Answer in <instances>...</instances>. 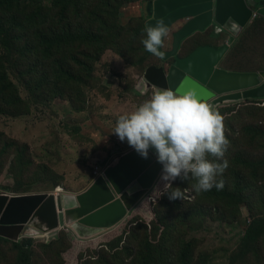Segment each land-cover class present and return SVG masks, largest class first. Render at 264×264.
<instances>
[{
  "label": "rangeland",
  "instance_id": "rangeland-1",
  "mask_svg": "<svg viewBox=\"0 0 264 264\" xmlns=\"http://www.w3.org/2000/svg\"><path fill=\"white\" fill-rule=\"evenodd\" d=\"M150 5L138 2L124 6L119 11V23L125 26L132 21L136 28L140 19L151 17L150 12L147 13ZM242 33L220 65L241 72L264 70V26L251 30L247 35ZM206 36L208 39L203 35L195 36L200 42L196 38L189 39L197 43L194 45L185 41L179 56H187L192 46L199 43L209 41L216 46L228 38L223 34L218 38V32L214 30ZM213 36L216 39H212ZM145 38L146 35L141 41ZM135 46L138 50L126 60L127 63L111 50L104 52L94 64L91 81L75 89L76 100L69 90L64 93L76 101L71 104L61 96L60 84L50 75L47 86L40 87L41 78L46 73L38 67L35 69V60L31 56L22 55L26 52L24 45L12 47L14 49L9 53L0 48V56L6 58L3 67L8 76L5 79L12 86L9 93L21 99V102L1 106L6 114L0 113V192L8 196L6 204L10 199L25 195L51 193L56 187H60L64 195L75 196L90 185V175L95 167L101 170L105 164L112 166L125 155H118L122 142L119 139L115 141V134H112L115 122L121 115L130 114L131 107L135 105L137 108L139 103L144 102L139 100L140 97H133L131 90L139 86V78L148 66L161 65L158 56H144L145 48L139 49V42ZM171 48L172 41L166 39L164 51ZM170 61L163 64L164 69ZM67 81L68 86L74 89L72 81ZM149 97L150 94L144 99ZM215 106L224 117L229 145L223 159L211 156L208 159L216 163L228 161L227 169L216 180H222L223 186L243 190L239 210H234L230 203L207 199V191L197 193L196 180L192 178L172 182V187L181 188L182 194L186 191L185 196L194 194L193 198L186 197L187 200L194 199L192 202L181 199V208L172 207L166 195L172 189L163 190L160 174L141 202L131 206L127 216L114 226L90 232L74 228L73 234L65 230L63 224L55 231L32 239V264H47L44 254L48 246H54L59 251L57 259L56 251L48 247L52 264H57L58 260L64 264H101L99 254L110 250L109 244L115 240L119 243L117 251L128 247L127 243L136 248L137 242L129 241L132 235L142 237L152 247L163 240L169 251L167 255L173 254L175 261L177 247L192 241L195 245L194 264H198L199 255L208 257L205 264H241L240 259L232 261L231 256L238 252L237 245L252 217L264 220V191H256L260 184L254 185L251 169H248L264 162V109H252L236 95L226 96ZM256 131L261 134L254 140ZM24 146L27 153L23 150ZM112 155L117 159H113ZM258 179L264 180V169L259 170ZM162 191L166 194L161 195ZM192 212L193 216H189ZM186 214L187 219L183 220ZM28 229L39 230L33 225H29ZM93 259L97 261L91 262ZM0 263L11 262L5 257ZM245 264H264V239L259 243L258 256L249 254Z\"/></svg>",
  "mask_w": 264,
  "mask_h": 264
},
{
  "label": "trees",
  "instance_id": "trees-1",
  "mask_svg": "<svg viewBox=\"0 0 264 264\" xmlns=\"http://www.w3.org/2000/svg\"><path fill=\"white\" fill-rule=\"evenodd\" d=\"M153 1L156 0H0V48L5 53H9L14 49L12 47L24 45L26 52L22 55L31 56L35 60V69L38 67L42 73H46L41 78L40 87L47 86L50 75L60 84L61 96L67 98L70 104L76 103L75 89L91 81L94 64L99 61L104 52L111 50L127 63L126 60H129L138 50L135 46L138 42L140 43L139 49L143 50L141 38L145 35V22L148 18L140 19L136 28L132 25V21L123 26L119 23V11L129 4L138 2L147 4ZM84 11H86L85 15H83ZM260 26H264V18L258 16L245 28L242 35H247L248 32ZM198 46L202 45L198 44L194 49ZM146 55L149 57L153 54L145 50L144 56ZM5 59L0 56V113L3 114L6 113L1 106H8L16 101L21 102L17 95L9 93L12 86L5 79V76H8L3 67ZM67 80L72 81L74 89L68 86L69 81ZM68 90L75 95V100H72L70 95H64ZM133 90H131L132 93ZM240 101L251 105L250 107L254 110L264 109V99ZM76 111L81 110L76 109ZM260 134V131H256L254 140ZM23 150L27 153L26 146ZM233 168L240 169L241 167L234 166ZM248 169H251L250 174L255 180L254 185L260 184L256 191L263 192L264 180L258 179V172L264 169V162L254 164ZM57 191L61 193L60 188H57ZM242 192L243 190L239 188L234 190L227 185L221 189L213 187L206 192L205 196L207 199L220 203H230L237 211L241 205ZM171 205L180 208L183 206L179 200H171ZM189 216H193V212ZM186 217L187 214L183 220H186ZM168 228L170 227L165 229ZM7 233L8 237L18 236L17 229H10ZM262 239H264V220L253 216L245 235L237 245L238 252L231 256V260L238 258L241 264H245L249 254L257 257L259 243ZM129 241L137 242L136 248L127 243L128 247L117 251L115 249L119 248V243L115 240L109 244L110 250L99 254L98 260L101 264H121L124 261H127L126 264H194L195 245L192 241L184 242L177 247L176 261L172 259L173 254L167 255L169 251L163 245V240L154 247L146 244L142 237L135 235H132ZM48 247H53L52 250L56 251L58 259V249L54 246ZM48 247L44 256L46 263L52 264ZM10 254L12 257H9ZM5 257L11 262L10 264H32L34 258L32 240L23 238L14 242L0 236V260ZM207 260L206 255L197 257L198 264H205ZM90 261H97V259ZM57 264L63 263L58 260Z\"/></svg>",
  "mask_w": 264,
  "mask_h": 264
},
{
  "label": "water",
  "instance_id": "water-1",
  "mask_svg": "<svg viewBox=\"0 0 264 264\" xmlns=\"http://www.w3.org/2000/svg\"><path fill=\"white\" fill-rule=\"evenodd\" d=\"M149 12L151 18L145 22V27L163 20L170 31L174 24H180L171 34V50L160 48L164 53L161 65L148 67L142 77L153 93L158 88L180 94L192 91L198 99L214 106L226 96L264 99V71L230 72L220 65L253 18H264V0H156L151 3ZM180 21L184 22L177 23ZM210 28L218 32V38L222 34L228 36L224 44L200 46L185 57L179 56L185 39L195 34L204 35ZM167 61L170 64L164 69ZM160 171L162 165L157 162L154 150L144 159L133 149L76 196L72 208L63 210L61 197H53V194L25 195L10 199L8 204V196L0 195V236L13 238L7 236V231L14 228H19L18 232L25 230L24 234L38 233L28 229L29 225L49 230L70 220L87 228L112 227L125 217L135 199L150 190Z\"/></svg>",
  "mask_w": 264,
  "mask_h": 264
},
{
  "label": "clouds",
  "instance_id": "clouds-1",
  "mask_svg": "<svg viewBox=\"0 0 264 264\" xmlns=\"http://www.w3.org/2000/svg\"><path fill=\"white\" fill-rule=\"evenodd\" d=\"M148 12L149 10H147V13ZM257 17L258 16H255L253 20ZM150 18L151 17H148V20ZM144 32L146 38L143 39L141 43L145 50L158 56L159 60H161L160 58L164 56V53L160 51V48L163 47V40L164 38L166 40L169 33L172 34L173 31L169 32V27L165 25L163 20H159L155 23V26H146ZM198 35L203 34H195L192 37ZM186 40H188V38L183 41L182 45ZM197 40L200 42L199 39ZM199 47L200 46L197 48ZM191 52H188L187 55ZM222 66L223 65H221V67ZM142 77L143 75L139 80H142ZM215 107L216 106L210 103L198 99L196 94L192 91L180 94L178 91H173L172 89L158 88L149 99L138 105L133 112L121 115L115 122L112 134H115L121 142L126 141L127 144L144 159L149 157V152L151 150H154L157 162L162 165V172L160 171L158 176L161 174L160 180L163 184V190L172 189L170 194H166L162 191L161 195L166 194L169 200L183 199L187 202H192L194 199L187 200L186 197L189 195L193 198L194 194L188 193L185 196L184 194L186 191H183L184 194H182L181 188L172 187L173 181L177 179L182 181H187L189 178L195 179V191L197 193L201 191H210L213 187L217 189L223 188V181L217 182L216 177L224 173L228 167V161L223 160V163H216L208 159L209 156L217 160L223 159L229 145V141L225 136L224 117ZM111 157L117 159L113 155ZM112 166L105 164L101 170L95 167L92 171V175H90V185L96 178L102 175L108 167ZM90 185L83 192H85ZM57 188L60 187H56L51 193L37 194H53V197L60 196L62 208L64 210L65 207L72 208L74 202H76V196L83 193L81 192L75 196H67L64 195L61 188V193H59ZM148 191L149 190L141 197L139 196L135 199L132 202V206L138 205ZM0 195L6 194L0 192ZM66 202L69 204H66ZM128 212L129 210L126 211L125 217ZM64 226L65 230L71 231L72 233L74 228L86 232L99 230L98 228L79 226L76 224L75 220H70L69 223H66ZM59 227L48 230L41 226L42 229L40 230L42 231L37 230L38 233L31 234H24L25 230L20 229L18 236L9 239L14 242H18L23 238L32 240L43 234L55 231ZM20 232H23V235H20Z\"/></svg>",
  "mask_w": 264,
  "mask_h": 264
},
{
  "label": "crops",
  "instance_id": "crops-1",
  "mask_svg": "<svg viewBox=\"0 0 264 264\" xmlns=\"http://www.w3.org/2000/svg\"><path fill=\"white\" fill-rule=\"evenodd\" d=\"M178 27H180V24H179V25H176V26H175L170 32L176 30ZM170 34H171V33H169V35L167 36V38H166L167 40H170ZM206 38H207V37H206ZM207 39H208V38H207ZM202 45H203V46H206V45H211V46H213V44H212L211 42H209V41L206 42L205 44L202 43ZM150 66L156 67V65H154V64H152V65H150ZM222 68L225 69V70H227V71H231V72H241V71H239V70H230V69H228L227 67H225L224 65L222 66ZM137 88H138V89H137ZM148 94H150V96H151V94H153V92L147 87V84H146L145 82H143L142 80H140V81H139V86L137 87V85H136V88L134 87V90H133V97H135V95H138L137 97H140L139 100H141V101H145L144 96H146V95H148ZM142 103H143V102L139 103V105L142 104ZM135 109H136V107H135V105H134L133 107H131L130 111L133 112ZM114 138H115V141L118 139V137H117L116 135L114 136ZM114 146H115V142H114ZM119 149L121 150V152H120V153L118 152V155H123V154H126L127 152L133 150V148L130 147V146L127 144L126 141L121 143ZM114 157H115V156H114ZM115 158H116V157H115Z\"/></svg>",
  "mask_w": 264,
  "mask_h": 264
},
{
  "label": "flooded vegetation",
  "instance_id": "flooded-vegetation-1",
  "mask_svg": "<svg viewBox=\"0 0 264 264\" xmlns=\"http://www.w3.org/2000/svg\"><path fill=\"white\" fill-rule=\"evenodd\" d=\"M210 31H213V28H210V29H208V31H207V34H208V32H210ZM207 34H204V37H207L206 35ZM193 39H195V37H192ZM208 38V37H207ZM189 39H191V38H188V40H186V42L187 41H190V44L191 45H194L195 44V41H193V40H189ZM199 44H202V43H199ZM205 44V43H204ZM214 46V45H213ZM217 46H221V45H216L215 47H217ZM182 47H183V45H182ZM194 47L195 46H192V49H194ZM182 49V48H181ZM189 52H191V51H189ZM188 54V53H187ZM228 54V53H227ZM226 54V55H227ZM226 55L224 56V58H223V61L222 62H224V59H225V57H226Z\"/></svg>",
  "mask_w": 264,
  "mask_h": 264
}]
</instances>
